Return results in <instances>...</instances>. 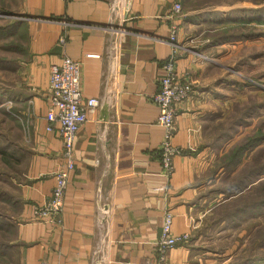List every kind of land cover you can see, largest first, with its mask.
<instances>
[{"label":"crops","instance_id":"0c3cea01","mask_svg":"<svg viewBox=\"0 0 264 264\" xmlns=\"http://www.w3.org/2000/svg\"><path fill=\"white\" fill-rule=\"evenodd\" d=\"M173 1L0 0V12L21 22L29 54L17 70L23 86L9 105L0 104L12 114L13 103L28 132L18 155L12 141L2 145L0 264H155L167 208L173 233L189 235L170 251L174 264H264V232L255 234L264 228V171L234 191L237 172L258 149L261 164L264 142L236 166H220V157L250 134L242 128L255 125L248 117L237 126V110L251 100L243 90L256 82L251 74L264 82V0H179L180 14L172 13ZM173 25L182 46L176 69L189 74L193 91L177 106L172 142L181 152L167 180L152 95L171 53ZM63 55L80 63L82 97L99 103L73 141L57 225L34 219L33 207L49 196L63 166L61 137L44 128L50 67ZM258 127L261 121L251 129ZM257 186L258 209L247 207L238 224L234 199Z\"/></svg>","mask_w":264,"mask_h":264},{"label":"built area","instance_id":"2783aa9c","mask_svg":"<svg viewBox=\"0 0 264 264\" xmlns=\"http://www.w3.org/2000/svg\"><path fill=\"white\" fill-rule=\"evenodd\" d=\"M179 0L172 3V13L180 14ZM64 46L65 37H59ZM168 43L171 53L162 63L163 75L159 88L152 95V101L158 108L156 122L162 128V138L157 150L161 164V173L168 180L174 172L173 158L181 152L172 140L176 132L177 106L188 99L193 86L187 72L178 73L176 61L182 46L177 42V27L172 26ZM48 104L44 115L45 131L57 132L61 137L63 166L54 173V185L45 201L33 207L34 219H49L61 224V212L69 174L74 168L72 153L73 141L79 129L87 120V112L95 108L99 101L95 97L83 98L80 89V63L63 55L59 64L50 67L48 82ZM173 214L164 209L159 236L155 242V264H174L169 257L170 251L186 244L187 233L174 234L172 231Z\"/></svg>","mask_w":264,"mask_h":264},{"label":"rangeland","instance_id":"374dc122","mask_svg":"<svg viewBox=\"0 0 264 264\" xmlns=\"http://www.w3.org/2000/svg\"><path fill=\"white\" fill-rule=\"evenodd\" d=\"M14 21L17 20L11 21L10 17H8L6 13L0 12V104H3V102L5 101L7 105H9L7 101L12 102V97L15 95V92L18 91V88L20 89V86H23L22 80L18 75L17 70L29 55L27 51V39L26 37L17 38V35L15 34L16 28L12 27V23H14ZM251 76L255 79L254 81L256 82H252V87L246 86L243 89L247 93H251L250 102H246V108L250 106L251 113H249L250 111L248 112L247 110L242 115V111L237 110V120L239 119V116L242 117V119L237 122V126L243 123L244 118L251 117L249 119V121L252 122L251 124L255 123V125H257L261 121L264 127V82H260L257 79L256 76H258V74H251ZM248 96L249 95L246 94V99ZM258 98H262V100H259ZM242 101L244 100H238V102ZM256 103H263V107H256ZM8 111H13V115L19 114L17 112V109L13 106V103H11ZM18 116L21 119L15 117V120L14 118L12 119L11 116L8 118L5 117L4 119V117L0 114V146L2 147L5 140H11L13 146L11 151L13 152V154L15 153V155L19 154V150L17 148L21 145L20 143L25 140V137L28 136L27 129L22 128L24 127V125H26L25 118L22 115ZM1 121L5 122L3 123ZM17 125H20V128ZM255 125H251V128H254ZM251 128H242V133H244L245 131L252 133L253 131ZM261 129L264 130V128ZM262 145L264 147V143H262ZM17 167H19L18 163Z\"/></svg>","mask_w":264,"mask_h":264},{"label":"trees","instance_id":"16d2710c","mask_svg":"<svg viewBox=\"0 0 264 264\" xmlns=\"http://www.w3.org/2000/svg\"><path fill=\"white\" fill-rule=\"evenodd\" d=\"M13 25V26H12ZM12 27L16 28V35L17 38L20 37H26L24 29L21 28V22L19 20L14 21V23H12ZM20 28V29H19ZM263 103H256V107L258 108H262ZM238 110L242 111V115L248 110L249 113H251V107L248 106L247 108H239ZM12 114H7L8 112H5L3 108L0 109V113L5 114V115H9V117L11 116V118L15 119L16 118L13 116V111H9ZM247 117V116H246ZM242 119L241 116H239V119L237 120V122H239ZM11 141V140H10ZM261 142H264V130H262L261 128H257L256 131H253L252 133L244 136L243 139H241L239 142H237L230 150L229 152H226L225 154H223L220 157V166L223 167V169H227L229 167H234L236 166L240 160L242 155L245 152H248L249 150H252L254 147L258 146ZM259 152L260 149L257 150V153L254 154V158L252 161V164L250 166L245 165V167H243V169H241L240 171L237 172L236 175V182L234 185V191L240 192L243 187L245 186V184H247L249 182V179L251 177H255L257 175L260 174V172L264 171V157L262 159V162L260 164V160H259ZM13 153V152H12ZM0 155H1V161L3 159V155H4V150L2 149V147L0 146ZM14 159V157H13ZM2 164H0V171L2 169ZM17 162L15 160H13V162L11 163V167H12V171L14 174V171L17 169ZM259 187V188H258ZM262 188H264V184H262L261 186ZM257 190L253 191L252 194L246 195V196H242L239 195L237 198L234 199V204L233 207L235 208L234 211V218L236 220V222L239 224V222H241L244 218H245V211L246 208H256L258 209L259 206V190H260V186H257L256 188ZM262 196H263V192H262ZM248 199H250V202H246ZM263 199V197H262ZM263 203V201H262ZM227 207L224 208L223 211L226 210ZM264 232V228L262 229V231L260 229H257L255 231V234L257 236H260V233Z\"/></svg>","mask_w":264,"mask_h":264}]
</instances>
